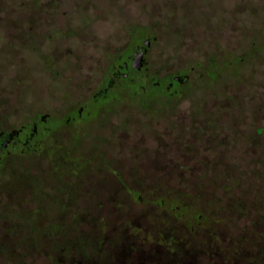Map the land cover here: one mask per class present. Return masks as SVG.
<instances>
[{
  "label": "rangeland",
  "instance_id": "obj_1",
  "mask_svg": "<svg viewBox=\"0 0 264 264\" xmlns=\"http://www.w3.org/2000/svg\"><path fill=\"white\" fill-rule=\"evenodd\" d=\"M131 27L156 35L163 59H174L173 69L192 67L193 72L178 97L148 103L145 109L123 108L119 120L127 121L128 138L142 142L143 151L152 144L153 148L172 143L173 168H190L192 173L119 179L92 178L89 173L81 179L83 188L66 192L58 174L83 169L85 162L70 161L65 168L59 160L50 161L44 149L29 154L23 148L2 170L7 180L0 184V241L9 247L1 249L15 253L0 252V264H54L55 259L69 264L68 255L87 264L92 239L104 238L107 245L110 236L126 225L127 231L137 234L133 238L137 244L146 231L153 245H164L163 238L173 231L183 238L188 206L205 213L209 199L223 195L220 186L226 180L219 179L213 187L214 179H199L203 172L217 177L214 174L225 169L242 170L247 177L239 178L242 188L232 194L242 192L250 203L256 190L258 199H264V0H0V126L9 128L13 122L21 127L35 110L59 112L65 100L59 91L62 83L53 88L49 77L93 75L94 55L103 56L104 44L124 46ZM203 71L209 77H200ZM100 123L87 138L94 147L104 136L99 134ZM108 123L115 125L116 118ZM89 161L94 163V158ZM251 171H258L257 177ZM198 184L206 194L193 195ZM178 206L187 208L175 211ZM248 223L239 221L242 226ZM76 224L92 233L77 259L76 252L55 251L68 241L47 236L48 231L74 232ZM213 229L218 232L223 226ZM83 237L79 230L76 242L83 243ZM201 239L194 236L192 243L199 245ZM206 244L230 252L226 249L231 243L224 236ZM227 257L225 264H235Z\"/></svg>",
  "mask_w": 264,
  "mask_h": 264
},
{
  "label": "flooded vegetation",
  "instance_id": "obj_2",
  "mask_svg": "<svg viewBox=\"0 0 264 264\" xmlns=\"http://www.w3.org/2000/svg\"><path fill=\"white\" fill-rule=\"evenodd\" d=\"M28 12L34 14L35 10L30 8ZM127 35L128 40L124 46L114 48L109 43L104 44L103 56L97 59L94 55L93 75L49 77L53 88L58 87L57 82L62 83L63 88L59 91L65 100L64 107L59 112L35 110L27 123L21 127L13 122L9 128L0 126V184L3 178L7 180L2 174L5 164L20 156L23 148L24 151L27 148L29 154L40 153L44 149L50 161L59 160L65 168L70 161L85 162L83 169L78 166V169H68L58 174L67 187L66 192H71V189L76 192L77 189L83 188L81 179L89 173L92 178L110 176L118 179L174 176L181 171L192 173L191 169L178 171L173 168L172 162L176 159L172 143H158L153 148L152 144L144 151L142 142L132 143L128 138L130 128L127 121L119 120V115L123 108L131 105L137 109H145L151 102L178 97L181 94V86L187 83L188 77H192L193 68L173 69L171 66L174 59H163L157 36L146 29L131 27ZM195 66L200 67L199 64ZM205 71L200 77H209ZM55 91L56 89H53V92ZM10 94L13 95L14 91L11 90ZM156 112L152 110V113ZM112 117L116 118V124L110 126L108 122ZM106 120L107 123L104 122ZM98 123L99 134L104 136L94 147V141L91 143L87 138L94 133V124ZM60 134L62 138L58 140L57 135ZM252 146L255 147V144ZM90 152L95 153L94 157ZM93 158L94 163H91L89 160ZM88 166L90 169H86ZM214 175L247 177L246 172L243 173L242 170L226 169ZM257 175L258 171H251L252 177ZM198 176L207 177L208 174L203 172ZM90 183L91 189L94 190V183ZM120 186L124 190L125 185ZM241 188L240 186L239 190ZM253 189L252 186L250 192ZM255 192V195L254 192L251 193L250 203H247V198L243 197L242 192L238 193V197L243 199L239 205L243 206L245 211L246 207L251 210L250 217L243 216L236 220V235L228 234L223 229L225 233L221 236L231 245L234 243L232 255L226 251H216L214 255L206 244L211 241L206 239L208 231L206 232L205 228H197L198 222L190 224V229L202 236L201 243L193 245V249L188 252L190 264H225L226 255L233 257L235 264H264V199L260 201L258 191ZM242 220H248L249 223L242 226L239 224Z\"/></svg>",
  "mask_w": 264,
  "mask_h": 264
},
{
  "label": "trees",
  "instance_id": "obj_3",
  "mask_svg": "<svg viewBox=\"0 0 264 264\" xmlns=\"http://www.w3.org/2000/svg\"><path fill=\"white\" fill-rule=\"evenodd\" d=\"M212 170H216V169L213 167ZM226 170L229 171L230 169H226ZM199 177H200L199 179H204V181L208 178L210 180L214 179L213 184L210 183L211 186L213 187L216 186L214 182H217L219 179L226 180V185L221 183L220 189L223 190V195L220 197V200L212 196L209 199L211 205L210 207L207 208V210H205L206 211L205 213H201V210L202 211L204 210L203 208L199 207L197 211H194L188 206L190 210L189 211L190 219H189L188 224L185 223L182 219L175 216L174 219L179 222L183 221V226L187 229L186 235L183 236V238L182 237L180 238L177 231L175 232L173 231V232L168 233L166 237L163 238L164 245L160 243L153 245V243L149 241L150 239L147 235L148 231H146V233L141 236L142 238L141 242L137 244L135 243V239H133L135 238L137 234L132 233L133 231L129 229L127 231L126 228L128 227H126L127 226L126 225L124 228L123 227L119 228L117 234L114 233L113 236H110V239L108 240L107 245L105 244L106 241H104L105 240L104 238L101 240H94V238L92 237L93 238L92 241H94V243H91L90 247L93 248L92 249L93 254L91 255L92 257L90 256L87 259V264H190L188 252H190L194 247L193 246L194 244L192 243L194 236H198L197 234H200L197 231L190 229V224H193L195 222H198L197 228H200V227L205 228L206 226L208 227V228H205L206 232L208 231L206 235L207 237L206 239L208 240H218L219 242V237L225 233L224 230L228 234H232L233 236L236 235L235 234L236 229H237L236 224H235L236 220L243 216L250 217L249 212L251 210L250 207H246V211H245L243 206L239 205L240 203H242L243 199L241 200L238 197V193L232 194L231 192L233 189H239L240 179L236 177H229V176L227 177H222V176L201 177L199 176ZM203 188L204 187H202L200 184L193 186V192H192L193 195H195V193H198L200 196L201 192H203V194H206ZM235 195L237 196L236 202H235ZM231 196L234 197V200L233 199L231 200ZM215 200L218 201L217 203H219V205L217 204L214 205ZM181 202L183 203V201ZM184 202L186 203V201ZM135 203H137V201ZM183 208H187V207L178 206L177 208H173V209L175 211L181 212V209ZM243 212H246V213L243 214ZM87 213L89 216L88 211ZM195 213H198V214L196 215ZM197 216L198 217L200 216V218L197 219ZM204 217H205V220L207 221V225L205 222H203L204 219L202 218ZM90 218L94 221V216L93 217L91 216ZM76 226L78 225L76 224ZM79 226L77 227V230L74 232L71 229L70 230L62 229V231H59V230L48 231L47 233L48 237H52L53 239H57L59 241H68L69 247L67 246V244H65V247H63V249L60 248L58 250H55L56 252H62L63 254L65 253V255L71 254L72 252L74 253L76 252L77 256H75L76 257L75 259L80 258L81 251H85L86 249L85 240L86 238H88V236L90 237L92 233L79 229ZM214 226H223L224 230L217 232V229H213ZM78 229L82 231V233H84V237H83L84 244L82 243L81 240H80L81 244H78L76 242V238H77L78 231H79ZM137 233L140 234L141 231L138 230ZM148 244L152 246L150 247L148 246ZM232 244L233 245L228 246L229 249H226L230 251L229 253H231V251L235 249L234 243ZM103 245H104V248H103ZM2 246L9 247L0 241V252L2 253L7 252V254L15 253V251L12 248H10L8 251H4V249H1ZM209 247L213 251L214 255L216 251L225 252V250L223 251V250L217 249L214 245L213 247L212 246H209ZM162 248H165L166 250H161ZM199 249H200V246H199ZM31 251L33 250L31 249L30 252ZM26 252H29L28 249L26 250ZM93 256H94V259H92ZM66 258H68L69 260L68 262H70L69 264H79L80 263L79 261L77 262L76 260L70 259L71 257H69V255L66 256ZM227 259L228 257H226L225 260ZM54 261H56L54 262V264H63V262L61 263L60 260L58 259H55ZM20 263H24L22 262V259Z\"/></svg>",
  "mask_w": 264,
  "mask_h": 264
}]
</instances>
